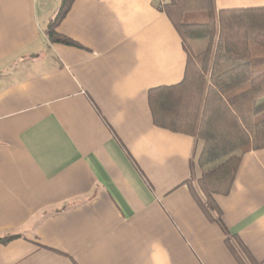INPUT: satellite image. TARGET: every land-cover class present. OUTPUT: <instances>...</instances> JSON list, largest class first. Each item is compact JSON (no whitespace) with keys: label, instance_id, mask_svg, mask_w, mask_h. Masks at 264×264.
<instances>
[{"label":"crops","instance_id":"0c3cea01","mask_svg":"<svg viewBox=\"0 0 264 264\" xmlns=\"http://www.w3.org/2000/svg\"><path fill=\"white\" fill-rule=\"evenodd\" d=\"M167 0H0V264H239L188 183L193 138L153 125L148 92L179 84L186 53ZM216 11L264 0H214ZM229 234L264 264V149L226 196Z\"/></svg>","mask_w":264,"mask_h":264},{"label":"trees","instance_id":"16d2710c","mask_svg":"<svg viewBox=\"0 0 264 264\" xmlns=\"http://www.w3.org/2000/svg\"><path fill=\"white\" fill-rule=\"evenodd\" d=\"M73 1L60 0L45 31L49 43L79 48L56 31ZM157 9L178 33L186 66L179 84L148 92L153 125L194 139L201 173L196 187L186 182L192 196L239 264H256L225 228L214 197L229 193L245 154L264 149V8L216 11L214 0H167ZM194 42L203 46L197 53Z\"/></svg>","mask_w":264,"mask_h":264},{"label":"rangeland","instance_id":"374dc122","mask_svg":"<svg viewBox=\"0 0 264 264\" xmlns=\"http://www.w3.org/2000/svg\"><path fill=\"white\" fill-rule=\"evenodd\" d=\"M203 48L202 43L200 42H194L191 43V49L193 52L197 53Z\"/></svg>","mask_w":264,"mask_h":264}]
</instances>
